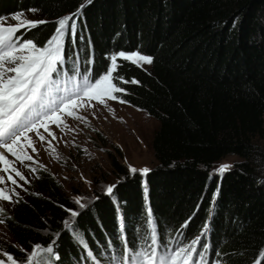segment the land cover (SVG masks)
<instances>
[{
    "label": "trees",
    "instance_id": "16d2710c",
    "mask_svg": "<svg viewBox=\"0 0 264 264\" xmlns=\"http://www.w3.org/2000/svg\"><path fill=\"white\" fill-rule=\"evenodd\" d=\"M78 10L75 37L65 31L69 65L74 54L92 57L95 73L120 52L152 58L148 69L118 58L114 75L138 81H116L125 89L116 95L158 122L151 142L157 166L129 177L113 163L125 178L74 218L59 184L37 168L24 197L1 214L21 249L9 246L5 253L26 264L35 245L52 244L59 259L42 253L48 264H91L85 248L104 260L101 249L108 243L121 246L116 209L134 247L148 233L145 187L160 241H189L209 224V235L200 238L219 264H264V0H0L2 17L29 14L46 21L19 32L39 46L59 19ZM227 156L239 162L223 175H210Z\"/></svg>",
    "mask_w": 264,
    "mask_h": 264
},
{
    "label": "snow or ice",
    "instance_id": "6c2138e0",
    "mask_svg": "<svg viewBox=\"0 0 264 264\" xmlns=\"http://www.w3.org/2000/svg\"><path fill=\"white\" fill-rule=\"evenodd\" d=\"M80 14L81 12L78 10L68 17L59 19L54 34L43 46H39L32 39L18 37L16 34L21 28L30 30L40 24L46 23V21H29L23 19L22 14H14L11 16V19L17 21V23L15 25H8L6 24L8 18L0 17V149L4 150L3 153H0V184L10 181L11 184L20 187L21 185L13 178V173L19 180L29 183L26 176L16 166V162H19L20 165L28 166L29 170H32L30 165H26V161L37 163L32 155H28L25 152L24 146L21 144V139L23 138V141L27 142L28 148H31L34 153L38 151L28 133L35 132L42 143L51 145L52 141L59 142V138L52 131L50 125L55 124L57 128L65 127L64 116L87 123L84 116L77 115L76 113L81 108L95 107L90 103L91 100H95L98 105L103 107H107L106 101L108 100L126 103L119 95H116L117 93L125 92V89L120 87L116 81H119L120 84H135L138 81L134 79L128 81L123 77L114 75L118 67L116 64L118 58H122L140 67L143 64H150L152 62V58L149 56L136 52L131 54L120 52L118 55H112L109 58L111 65L99 77L92 78L89 68L84 69V72L81 73L78 60L74 61L76 67L70 74L64 73L63 70L67 59L64 47L65 31L67 29L69 34L73 38L75 37L76 22L73 17ZM69 21H71L70 24ZM57 73L69 75L70 79H74L77 75L82 76L83 87L81 88L78 85L77 91L72 96L63 98L59 105L51 107L48 112H36L38 104L41 108L48 107V105L43 103L42 97L50 95V90L54 84L59 86ZM51 103L53 105L56 104L55 100L51 101ZM108 110L112 111L110 108ZM34 113L35 118H30ZM93 118L96 119L98 117L93 115ZM41 127L48 133L51 140L46 141L45 136L38 131ZM70 130L75 131V129ZM52 150L55 151L54 148ZM4 153L10 154L14 160H9ZM56 159H59V156ZM229 167V165H221L217 171L220 175H223ZM130 171L135 173L137 170L130 168ZM148 171L146 168L142 169L141 174L146 175ZM113 188L114 186H109L106 190L107 193L111 194ZM14 195L16 193L0 187V201L12 202ZM76 203L81 208L85 206L81 203V198H77ZM66 211L70 213L71 217L78 215L74 210L66 209ZM3 212L4 210L0 208V214H3ZM151 215L149 211L146 220L148 225L146 247L143 250H138L135 247L129 246L125 240L119 256L114 258V264H201L203 254L198 251L196 245H201L200 236L206 235L207 225H204V231L200 236L194 238L190 244L169 249L167 243L157 238ZM3 223L4 221L0 219V224ZM63 223L66 229L70 227L69 220H65ZM187 223L186 221L181 227L186 228ZM121 230L123 231V229ZM74 238L79 243H84L79 233H75ZM201 246L205 250L207 249L206 245ZM161 249H164L168 254L162 255ZM42 253L47 254L49 259H59L54 252L52 244L43 248L40 245H35L27 255L26 264H48L43 259ZM3 255L6 258L0 259V264H19L12 254L4 253ZM197 256H200L201 260H197ZM257 264H260V262H257Z\"/></svg>",
    "mask_w": 264,
    "mask_h": 264
},
{
    "label": "rangeland",
    "instance_id": "374dc122",
    "mask_svg": "<svg viewBox=\"0 0 264 264\" xmlns=\"http://www.w3.org/2000/svg\"><path fill=\"white\" fill-rule=\"evenodd\" d=\"M22 18L35 21V17L29 14H22ZM16 23L17 21L11 18L6 20L8 25ZM150 65L143 64L141 68L148 69ZM90 103L95 107L81 108L76 113L84 116L87 123L64 116L65 127L57 128L55 124L50 125L59 138V142L52 141L51 145L42 143L35 132H30L28 135L38 150L34 153L31 148L27 147V142L21 139L25 152L32 155L37 163L26 161V165H30V168L34 170L32 171L28 166H22L16 162V166L26 176L29 183L19 180L13 173V178L21 185L20 187L11 184L10 181L0 184V187L16 193L12 197V202L0 201L3 213H9L15 201L24 197L25 192L35 180L37 168L49 172L59 184L61 193L72 203L73 210L78 212L91 204L97 195H108L107 188L109 186L115 188L125 178V175L120 173L113 163L119 166L121 171H125L126 176L129 177L134 174L142 175V169L146 168L151 171L157 166L151 148L154 132L158 128L156 120L142 111L115 100L106 101L107 107L98 105L95 100H91ZM109 108L112 111H109ZM93 115L98 118L94 119ZM70 129H75V131ZM38 131L45 136L46 141L51 140L44 128L41 127ZM53 148L55 151L52 150ZM4 154L9 160H14L11 155ZM57 156L59 159H56ZM237 162H239L238 157L227 156L213 164L210 175L220 176L217 170L221 165H229L230 167L225 170L227 171L232 169ZM130 168H135L137 171L132 173ZM77 198H81V203L85 205L83 208L76 203ZM212 205L214 206V201ZM213 206L208 211V216H212ZM67 213L69 218H74L69 212ZM0 219L3 220L1 214ZM202 231H204V226ZM9 246L21 251L8 234L5 225L0 224V259L6 258L3 254Z\"/></svg>",
    "mask_w": 264,
    "mask_h": 264
}]
</instances>
